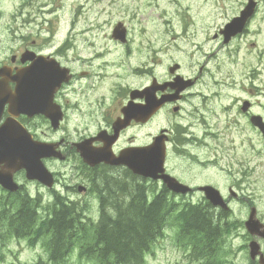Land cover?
Wrapping results in <instances>:
<instances>
[{
    "label": "flooded vegetation",
    "instance_id": "flooded-vegetation-1",
    "mask_svg": "<svg viewBox=\"0 0 264 264\" xmlns=\"http://www.w3.org/2000/svg\"><path fill=\"white\" fill-rule=\"evenodd\" d=\"M164 1L173 10L164 8L163 16H181L178 27L168 35L173 59L167 76H152L146 83V51L152 41L144 28L133 35L131 18H126L146 16L144 1L126 0L102 10L99 0H20L14 15L25 18L14 20L9 36L0 32V83L11 90L26 84L31 97L34 85H40L39 118L20 115L17 121L34 133L64 134L58 151L71 180L80 179L72 189L92 193L99 211L100 207L113 210L147 190L146 178L133 175L129 179L130 171L113 162L124 150L147 148L154 139L144 141L147 125L169 110L176 118L171 141L174 153L180 155L185 146L193 153L187 170L190 180L188 185L180 182L169 172V164L167 169L164 164V172L151 183L155 198L171 197L166 200L168 211L194 212L193 218L201 214L210 226H216L212 252L204 255L264 264V0H213L221 16L229 12L231 17L212 38L194 27L190 5ZM100 18L108 28L110 45L93 40L91 26ZM23 21L26 32L21 29ZM136 60L142 64V82L130 90L126 74ZM149 88L157 100L164 101L147 120ZM234 90L241 95H229ZM129 107L133 108L131 118ZM215 107L221 117L219 126L209 123ZM3 109L0 126L7 118ZM198 128L200 134L195 132ZM161 130L166 161L169 130ZM130 131L141 133L143 142ZM199 151L205 158L197 156ZM88 153L97 157L87 159ZM107 175L117 183L107 184ZM163 176L176 181L181 191L169 189ZM101 195L110 199L107 207L100 204ZM211 210L215 218L206 214ZM228 228L237 234L225 237ZM159 240L164 241L162 233ZM224 250L226 255H222Z\"/></svg>",
    "mask_w": 264,
    "mask_h": 264
},
{
    "label": "rangeland",
    "instance_id": "rangeland-1",
    "mask_svg": "<svg viewBox=\"0 0 264 264\" xmlns=\"http://www.w3.org/2000/svg\"><path fill=\"white\" fill-rule=\"evenodd\" d=\"M126 0H99L102 4V10L106 9L108 4H119L125 2ZM146 3V16H136L132 18L131 16H126V18H131L130 26H134L133 35H138L142 32V28L145 29V34L148 40L152 41V46H149L146 51V65H147V75L146 83H150V78L164 77L167 76V66L172 62V52L173 45L169 40L170 32L179 25V18L181 16L170 15L163 16V9L173 10V6L168 4L166 1L161 0L158 3L154 0H140ZM213 0H179V2H185L190 5L191 9L189 13L193 16L191 17L192 23L197 31L202 34H207L210 36L219 29L228 18L229 12L226 16H221L220 9L216 8V5L212 2ZM150 3V4H149ZM21 5L20 0H2L0 5V32L6 36H9V31L13 30L14 20L24 19L25 16H15V11L19 9ZM25 12V10H24ZM14 15V16H12ZM102 22V23H101ZM104 19L100 18L98 22L91 26L93 30V40L97 44L110 45L112 42L109 40L108 28L104 24ZM137 23H140L138 25ZM98 27L100 30L95 31ZM26 32V24L23 21V28ZM154 31V32H153ZM16 34V32H15ZM155 36V37H154ZM9 38V37H8ZM84 35V40H85ZM210 38H212L210 36ZM154 39V40H153ZM144 48H141L142 54ZM238 66V65H237ZM243 64L238 67L236 72L239 76L240 71H242ZM142 64L141 62L132 61L130 69L127 71V83L130 88L138 89V86L142 82L141 73ZM185 74V73H183ZM236 94L241 95L239 90L229 91V95ZM227 102L231 101L228 96ZM189 111V107H186ZM176 118L171 114L169 110L163 111L157 118L152 120L146 127L145 134L146 138L144 141L149 143L151 137L156 136L161 128H166L169 130V153L167 157V163L169 164V172L177 176L182 182L189 183L190 176L187 174V170L190 168L192 160L190 148L184 147L182 153L177 155L174 153V147L171 143L172 141V130H174ZM221 117L219 115L218 108H214V113L211 115L209 123L213 126H219ZM186 125L187 122H184ZM196 134L202 132L201 128L195 130ZM212 133H216L214 129L211 130ZM42 140L48 142H58L63 133H33ZM130 135H136L137 141L142 143L141 133L137 131H130ZM200 159L205 157L203 151L197 153ZM46 168L49 169L57 179V185L54 191H48L36 183L26 182L23 176H18L16 181L24 187L26 193H28L32 198L38 199L42 205L52 204L54 200V195H59L64 198L68 203H72L75 209L82 211L86 223L87 229L93 230L94 227L99 222V204L96 197L90 192L78 193V190L72 189L75 185L80 184V179L73 177L71 180L67 167L63 163L57 161H49L45 164ZM212 175V172L209 173ZM107 177H110L107 175ZM105 177L103 176V179ZM111 178V177H110ZM63 185H69L70 188L65 190ZM149 191L155 190V186L151 185L150 182H146ZM129 186H124L128 188ZM153 194L148 193V199L152 200ZM264 203V202H263ZM261 205V204H260ZM236 206V204H234ZM237 230L228 228L224 236L234 237L237 234ZM165 234L167 239L165 242H158L153 248L149 255L146 256L144 264H246L245 261H226V260H216L211 256H207L204 259H200L195 255L190 256L189 250L190 246L182 244L178 238V229L173 224H168L165 228ZM32 239L26 238L22 240H16L9 238L3 242H0V264H50L49 262V248L48 239L40 241L38 244H33ZM178 243V244H177ZM178 245L175 246V245ZM227 251L224 250L222 255H226ZM66 264H98L97 262H89L86 260H79L72 256Z\"/></svg>",
    "mask_w": 264,
    "mask_h": 264
},
{
    "label": "trees",
    "instance_id": "trees-1",
    "mask_svg": "<svg viewBox=\"0 0 264 264\" xmlns=\"http://www.w3.org/2000/svg\"><path fill=\"white\" fill-rule=\"evenodd\" d=\"M117 189L108 190L116 191ZM166 200L170 201L163 196L154 197L151 204L148 205L146 191H144L138 193L131 201L128 199L122 205H117L112 210L113 216L100 207V219L94 229H88L89 233H87L86 227L80 225L82 230L79 229L77 235L74 233V226L77 220L83 219V214L79 213L76 216L74 211L67 207L57 210V207L53 206L49 220L41 224L36 235L44 237L43 231L51 234L49 244L52 264H64L66 258L73 256L75 248L81 251V257H86L90 262L95 260L96 252L97 258L101 262H108L109 259H112V264H127L129 262V259L126 258L128 254L133 255L141 250L148 251L150 249L156 238L160 237L162 229L169 219L177 226L181 234L184 233L188 225L191 238L207 247L214 245V239H211L208 234L211 231V226L201 214L193 218L191 216L194 212L168 211ZM99 202L107 207L110 199L101 195ZM36 204H38L37 201L21 196L20 193L12 195L10 207L17 211L14 213L0 211V230L1 223L5 230L2 237L13 235L7 230L13 231L15 236L32 233L36 221L39 220L32 209V206ZM0 205H4V198L0 199ZM44 220L47 219L44 218ZM141 255L142 253L139 262Z\"/></svg>",
    "mask_w": 264,
    "mask_h": 264
},
{
    "label": "water",
    "instance_id": "water-1",
    "mask_svg": "<svg viewBox=\"0 0 264 264\" xmlns=\"http://www.w3.org/2000/svg\"><path fill=\"white\" fill-rule=\"evenodd\" d=\"M147 112L146 117L148 118L157 108L153 104L155 97L153 89H147ZM20 91L12 97L11 107L17 111L21 109L20 103L23 102ZM29 109L36 111V109L26 103ZM132 107L128 109V117H132ZM27 139L23 132L14 124H8L7 127L0 131V164H9L11 171L18 169H25L28 179H39L41 183H48L46 175L41 166L25 159L33 146V143L27 146ZM44 153L41 150H36L35 156L31 157H42ZM163 146L155 145L153 147L141 150L127 149L122 151L117 158L114 159L113 165L124 164L131 169L135 174L142 175L144 177L157 178V173L160 169L161 162L163 159ZM89 159H95L97 156L93 153L88 154ZM91 165V164H90ZM0 183L2 186L15 190V186H11L12 178L11 173L0 172ZM169 189L174 191H181L182 187L177 185L174 181L166 180ZM13 184V183H12Z\"/></svg>",
    "mask_w": 264,
    "mask_h": 264
},
{
    "label": "bare ground",
    "instance_id": "bare-ground-1",
    "mask_svg": "<svg viewBox=\"0 0 264 264\" xmlns=\"http://www.w3.org/2000/svg\"><path fill=\"white\" fill-rule=\"evenodd\" d=\"M102 23V22H101ZM154 32V31H153ZM155 37V36H154ZM154 40V39H153ZM141 51V50H140ZM133 190V189H132ZM71 213V211H69ZM110 217V216H109ZM103 218V217H102ZM106 218V217H105ZM115 219V217H114ZM104 220V219H103ZM130 220V219H129ZM142 223V222H141ZM142 225V224H141ZM143 227V226H142ZM129 232V231H128Z\"/></svg>",
    "mask_w": 264,
    "mask_h": 264
}]
</instances>
